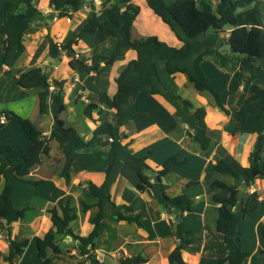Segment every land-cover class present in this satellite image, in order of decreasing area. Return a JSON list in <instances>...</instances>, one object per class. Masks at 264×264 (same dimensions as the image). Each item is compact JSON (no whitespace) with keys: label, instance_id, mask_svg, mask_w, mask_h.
<instances>
[{"label":"crops","instance_id":"0c3cea01","mask_svg":"<svg viewBox=\"0 0 264 264\" xmlns=\"http://www.w3.org/2000/svg\"><path fill=\"white\" fill-rule=\"evenodd\" d=\"M6 1L13 3L9 12H18L25 8L19 0H0V7ZM112 1L118 2L119 0ZM200 1L202 0H197V2ZM100 2L101 0L95 2L97 9L100 7ZM139 2L141 6L145 0H132L133 4ZM218 2L219 0H216V3L211 1L212 7L216 8ZM32 3L45 18L33 22L25 32L23 35L25 50L11 69L1 62V45L4 37L0 34V111L6 108L22 117H27L44 134H48L53 118L50 114L40 115L38 111V93L41 88L18 86L15 72L32 66H40L47 74L52 72L55 77L57 72L62 69L67 73L58 80H65L64 94L72 92V95L65 103V113L63 112L61 117L63 119L67 110L72 109L71 111H73L75 107L79 108L78 113L82 117H77L81 121L84 117L87 126H82L77 118L63 120L66 125L75 127L84 138L90 139L95 124L104 120L107 113L110 112L106 110L98 116V120L92 122L83 114V106L88 102H96L100 92L114 93L115 76L130 59L135 58L136 52L128 51L97 75L79 69H71L64 54L58 58L48 56L47 34L56 42H65L73 38L87 20L90 8L83 6L70 18H57L50 17L53 10L49 6V0H33ZM150 13L152 12L150 11ZM236 16L238 25L256 24L251 8L237 12ZM262 22L264 24L263 16ZM148 30L151 33L142 35L138 29V36L156 35L154 29ZM168 33L170 34L165 35V38L169 42H172L173 39V43L170 45L179 46L175 36L171 32ZM92 36L94 35H85L75 46L77 57L84 56L82 59L84 58L83 60L88 62L94 54L109 55L116 45V38L113 37L112 40L109 35H98V44L91 42L87 46L86 42L93 39ZM157 37L159 38L158 35ZM108 41L113 43V47L110 45V49H104V46L102 49L98 48L102 42L105 44ZM162 42L169 44L166 41ZM201 67L210 86L220 94L228 113H224L217 107L215 98L210 91L197 90L182 73L169 75L165 70L164 61L157 62L159 75L166 85L169 80L173 81L179 77V84L175 80L177 93L188 99L193 108H204L207 134L213 141L206 152H200L187 145L185 125L175 115L174 108L159 94H137L130 105L131 111L137 115L120 127V133L126 137V140H131L130 146L136 156L151 151L152 159L163 162L168 156L179 152L181 157L187 159L186 163L174 166L172 171L160 182V184H166L162 191L166 195L175 196L185 193L193 200L191 208L184 211L181 217L183 222L181 232L185 235L186 232H189L187 236L194 238L193 244L182 253L187 264H214L221 255L224 241L223 236L217 231L218 205L213 201V195L228 196L229 191L220 187H211L210 184L213 180H220L227 185H238V189L241 190L238 194L241 199L238 206L252 208V211L247 212L239 219L236 227V235L241 248L249 252V256L245 257L240 264H264V238L261 235V225L264 221V174L256 177L247 187L242 184L241 179L214 169V165L219 159L226 160L236 171L242 170L248 164V157L256 140L257 116L264 100V81L254 78L246 89L243 90L242 87L244 80L251 73H259V62L256 61L253 66L241 68L240 57L236 54L228 53L223 62L215 54H207L203 57ZM48 77L50 81L55 79L49 75ZM68 80L72 83L70 86ZM97 80H103L105 84L99 87H87V84L94 85ZM89 98L90 100H88ZM88 121L92 123H88ZM7 122L17 123L11 120L6 121L5 125ZM17 129L20 134L17 133L18 137L13 140L14 142L15 140L20 141L21 145L25 147L16 148L24 150L29 147L30 140L24 132V135L21 134L18 127ZM6 135L5 132L1 136L5 138ZM110 147L111 139L100 137L88 150L82 151L72 163L70 182L65 184L60 176L64 161L63 153L58 143L52 140L50 141L49 154L43 158L40 164L31 167L26 176L28 180H46L44 184L33 186L27 182L11 180L14 205L16 207L27 205L32 208L25 211L22 219L12 222L9 230L0 234V264H20L24 260L31 263L29 259H26V251L31 248L37 254L35 238L51 228V221L45 207L50 203H56L60 198L66 196L73 198L75 211L78 214L77 219L72 223L73 232L79 235H86L90 232L92 229L90 218L95 214L97 208L92 206L82 212L80 201L94 203L96 198L84 183L87 180L96 184L103 181L104 169L109 161ZM260 154L264 161V140ZM137 183L136 174L126 163L119 162L112 169L111 199L117 204H126L131 207L129 211L124 210L125 214L140 215L143 228H139L132 222H113L103 219L99 234L94 242V251L97 254H105L103 260L106 264H118L121 256L130 257L138 254L147 258V262L144 264H169L167 257L175 247L176 241L173 237L164 235L170 230V221L167 213L159 208L157 196L160 192L154 187L138 191ZM2 185L3 177L0 175V190ZM252 194H256V198L251 197ZM26 197L27 200L23 201ZM17 202L23 205H18ZM238 206L233 207L232 210L236 211ZM3 223L4 221L0 218V225ZM26 229L28 235L23 237L26 234L24 232ZM140 230H143L142 233ZM16 237L19 240L28 238V245L20 255H15L10 262H6L3 260V256L8 250L7 240ZM70 238L67 237L65 241L70 242ZM65 248L70 250V255L50 253V264H78L81 261L83 264H90L84 260V257L73 245L68 244ZM33 257H35L34 253ZM38 259L41 264V259L39 257Z\"/></svg>","mask_w":264,"mask_h":264},{"label":"trees","instance_id":"16d2710c","mask_svg":"<svg viewBox=\"0 0 264 264\" xmlns=\"http://www.w3.org/2000/svg\"><path fill=\"white\" fill-rule=\"evenodd\" d=\"M25 8L18 12H9L13 3L6 1L0 7V34L2 40V64L11 69L25 50L23 35L36 20L44 19L33 0H19ZM263 0H219L216 8L209 0H173L167 4L164 0H145L148 9L157 16L175 36L179 46L165 44L157 35L134 37L132 26L139 8L132 0H101L97 9L95 0H49L53 12L50 17L70 18L81 7L90 8L87 20L77 34L65 42H56L47 34L48 56L58 58L64 54L71 69H79L93 75L99 74L106 66L112 65L118 58L128 51L136 52L135 58L130 59L115 76V91L113 94L100 92L96 102H88L83 106V114L92 122L98 116L109 110L113 120L104 119L95 124L90 139L84 138L75 127L65 124L61 115L65 110L63 84L65 80H49L46 71L40 66H32L15 72L18 86L22 88L40 87L38 93V111L40 115L50 114L53 123L48 134L37 128L27 117H22L13 111L2 110L0 115L5 117L0 122V129L6 121L17 122L30 140L27 152L15 148L8 142L0 141V175L3 185L0 190V218L4 221L0 225V234L9 230L12 222L23 218L26 210L31 206L16 207L13 202L12 179L27 182L33 186H40L46 182L43 179L28 180L26 176L31 167L42 162L49 154L50 141L58 143L63 153V166L60 176L64 183L70 182V169L75 158L88 150L100 137L111 139L109 161L104 169V179L100 184L87 180L84 184L96 198L94 203L80 201V210L87 211L92 206L97 208L90 218L92 229L86 235L73 232L72 223L77 219L75 205L71 196L60 198L56 203H50L45 210L51 221V228L43 235L35 238L37 255L41 264H50V253L70 254L65 246L73 245L84 260L90 264H106L104 260L96 258L94 242L101 228L103 219L113 222H132L143 228L140 215H128L124 210L131 207L126 204L113 202L110 194L111 172L119 162L126 163L136 174L138 183L136 189L144 191L153 187V181L161 179L172 171L176 165L187 162L179 152L168 156L163 162L151 158V151L136 156L131 148V140H126L120 133V127L137 114L130 109L131 102L137 94H159L174 108L175 115L185 125L187 145L200 152H206L213 141L207 134L205 110L203 107L193 108L192 103L182 97L173 87L167 86L161 79L157 69V62L163 60L166 72L173 76L182 73L199 90H208L215 98L217 107L228 113L220 94L210 86L201 63L207 54H215L223 62L228 53L240 57L241 68L253 66L259 62V73H251L244 80L242 89H246L250 81L260 78L264 81V24L262 22ZM251 8L256 24L238 25L237 12ZM54 13V14H53ZM228 31V32H227ZM227 33V34H226ZM85 35H109L116 38L114 50L109 55L94 54L90 61L77 57L75 46ZM258 128L253 150L248 157V164L240 171H236L224 159H219L214 169L242 180V184L250 186L253 180L264 174V161L261 148L264 140V100L257 116ZM82 185V184H80ZM211 187H220L229 191L228 196L213 195V201L218 205L217 231L223 236L224 245L221 255L214 264H240L249 256L244 251L236 235L239 219L252 208L238 206V185H227L220 180H213ZM162 191L166 184L161 183ZM251 197L256 198V194ZM157 202L167 213L173 214L170 220V230L164 235L175 239L176 245L168 254L169 264H187L183 259V251L193 244L194 238L181 232L182 215L191 208L192 198L185 193L168 196L160 192ZM238 206L236 211L232 208ZM261 235L264 238V221L261 225ZM71 237L70 242L64 239ZM8 250L3 260L10 262L15 255H20L28 245V238L8 240ZM147 258L141 254L121 256L118 264H141ZM78 264H83L81 261Z\"/></svg>","mask_w":264,"mask_h":264},{"label":"rangeland","instance_id":"374dc122","mask_svg":"<svg viewBox=\"0 0 264 264\" xmlns=\"http://www.w3.org/2000/svg\"><path fill=\"white\" fill-rule=\"evenodd\" d=\"M167 4H169V3H171L173 0H164ZM213 2V3H216V0H210V2ZM138 8H139V14H138V16H137V18H136V20H135V22H134V27L132 26V34H133V36H135V37H139L138 35H139V33H138V29L140 30V32H141V34L142 35H147V34H149V33H151L148 29H154V32L156 33V35H158L159 36V39L161 40V41H166V43H169V44H171V43H173V39H172V37L170 36V39H172V42H169L168 41V39H166L165 37V35H167V34H170V33H168V32H170L169 30H168V28H167V26L162 22V21H160V19L158 18V17H156L155 15H153L152 13H150V11L148 10V8H147V6H146V4H145V2H143L142 4H141V6H140V2L138 3V4H135ZM215 5V4H214ZM261 6H262V8L264 9V0L262 1V4H261ZM262 16H263V18H264V11L262 12ZM146 31H149V32H146ZM95 36V37H94ZM94 36H92L93 37V39H89L86 43V45L87 46H89L90 45V43L91 42H94L95 44L97 43L98 44V42H97V36L98 35H94ZM109 38H113V37H109ZM113 40V39H112ZM116 41V40H115ZM102 44V45H101ZM100 45H99V49H102V47L104 46V49H110L111 48V46L110 45H112V47H113V43L111 44V42H107V43H105V44H103V42L101 43ZM105 51H107V50H105ZM38 56H40V55H38ZM82 57H84V56H82ZM82 57H81V59H82ZM84 59V58H83ZM66 68V67H65ZM67 72L66 71H64V70H62V69H60L58 72H57V75L54 77L53 76V73L52 72H49V76L50 77H54L55 79H60L61 77H63L65 74H66ZM68 76H69V74H68ZM68 76H66V77H68ZM165 78H168V77H165ZM178 78L179 77H177V79H174L173 81L172 80H169L167 83V85H169V87L170 86H172L174 89H176V83L177 84H179V81H178ZM89 80H92V79H89ZM175 80H176V83H175ZM72 83H70L69 82V80H68V85L70 86ZM102 84H105V82H103V80H97L95 83H94V85H89V84H87L88 86L87 87H99L100 85H102ZM107 86V85H106ZM105 89H107V88H105ZM71 95H72V92H67V94H64V99H65V103L70 99V97H71ZM88 100H90V98L88 99ZM30 105H31V103H30ZM6 106V105H5ZM4 106V107H5ZM6 109V108H5ZM72 109H69V110H67L66 111V114H65V116L63 117V119L64 120H68V119H70V118H73V119H78V120H80V118L82 117L81 115H79V108H77V107H75L74 109H73V111H71ZM110 113H107V115H106V117H105V119H108V120H113V114H112V112L111 111H109ZM65 113V112H64ZM77 116H79V117H77ZM80 122H81V124H82V126L83 125H86L87 126V121L85 120V118L83 117V120L81 121L80 120ZM88 123H92L91 121H88ZM17 127L21 130V134H23L24 135V133H23V130L21 129V127H20V125L19 124H15V123H10V122H7L6 123V125H5V127L2 129V130H0V141H5V142H8L10 145H13L15 148L16 147H25V146H22L21 145V142L19 141L18 142V140H15V142H17V143H15L14 142V140H13V138H17L18 137V134L17 133H19V131H18V129H17ZM7 133V135L5 136V138H4V136L2 137L1 135L2 134H4V133ZM11 133H13V134H11ZM20 134V133H19ZM20 149V148H19ZM27 150H28V148H26V149H24V151L25 152H27ZM17 192H20V191H17ZM24 200H27V197L26 198H24L23 199V201ZM23 201H22V203H23ZM18 203V205H23V204H20L19 202H17ZM18 207H20V206H18ZM159 208H160V210H163L160 206H159ZM145 215V214H144ZM143 231V230H142ZM142 231L140 230V232L142 233ZM26 234L23 236V237H26V235H28V230L26 229L25 231H24ZM28 237V236H27ZM16 240H19V239H17V237L15 238ZM34 249H35V247H33ZM33 253H34V255H35V257H33ZM68 255V254H67ZM70 255V254H69ZM31 257H32V259H31ZM26 259H29L30 261H31V263L30 264H40V261H39V259H38V257H37V254H36V252L33 250V249H29L28 251H26ZM37 260H38V263H37ZM20 264H29V263H27V261L26 260H24V261H22Z\"/></svg>","mask_w":264,"mask_h":264},{"label":"built area","instance_id":"2783aa9c","mask_svg":"<svg viewBox=\"0 0 264 264\" xmlns=\"http://www.w3.org/2000/svg\"><path fill=\"white\" fill-rule=\"evenodd\" d=\"M96 1H97V0H95V2H96ZM4 121H5V117H4L3 115H0V122H4ZM167 217H168L169 221H170V220L172 221V220L175 219V217H174L173 214H167ZM112 255H114V254H112ZM104 256H105L104 253H101V254H97V253H96V258H97L98 260H100V261L103 260ZM141 264H144V263H141Z\"/></svg>","mask_w":264,"mask_h":264},{"label":"water","instance_id":"95a60500","mask_svg":"<svg viewBox=\"0 0 264 264\" xmlns=\"http://www.w3.org/2000/svg\"><path fill=\"white\" fill-rule=\"evenodd\" d=\"M153 187L158 191V192H162V187H161V184L160 182L158 181H153ZM240 191H238V194H240ZM71 239V238H70ZM65 240V239H64Z\"/></svg>","mask_w":264,"mask_h":264}]
</instances>
